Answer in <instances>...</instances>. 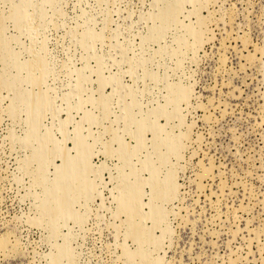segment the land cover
<instances>
[{
	"label": "rangeland",
	"instance_id": "obj_1",
	"mask_svg": "<svg viewBox=\"0 0 264 264\" xmlns=\"http://www.w3.org/2000/svg\"><path fill=\"white\" fill-rule=\"evenodd\" d=\"M0 264H264V0H0Z\"/></svg>",
	"mask_w": 264,
	"mask_h": 264
},
{
	"label": "bare ground",
	"instance_id": "obj_2",
	"mask_svg": "<svg viewBox=\"0 0 264 264\" xmlns=\"http://www.w3.org/2000/svg\"><path fill=\"white\" fill-rule=\"evenodd\" d=\"M204 21V20H203ZM202 22H200V24H201ZM202 25V24H201ZM201 33V32H200ZM195 34V37L197 38V43H200L201 44V42L199 41V39H200V34L199 33H194ZM193 34V35H194ZM201 35H202V33H201ZM202 38V37H201ZM202 41V40H201ZM185 56V55H184ZM41 85V84H40ZM185 96V95H184ZM181 97H183V96H181ZM186 97V96H185ZM103 113V112H102ZM74 141H75V139H74ZM68 149V148H67ZM71 159V158H70ZM67 167V166H66ZM100 172V171H99ZM159 187V186H158ZM158 187H156L157 189H158ZM171 187H172V185H171ZM170 187V188H171ZM155 190L156 192V195L158 194L159 196L157 197V198H160V195L162 194L163 195V193H159L158 191H159V189L158 190ZM163 190V189H162ZM172 191H173V189H172ZM171 191V192H172ZM174 192V191H173ZM165 194V193H164ZM170 194V193H169ZM155 195V194H154ZM156 195H155V198H156ZM171 195V194H170ZM130 199H131V197H130ZM134 199V198H133ZM173 199V198H172ZM137 200H138V198H137ZM134 201V200H133ZM64 204V203H63ZM134 205V204H133ZM65 207V206H64ZM135 207V206H134ZM132 208V207H131ZM131 208H129V212L135 217V215H136V212L137 211H133ZM137 209V208H136ZM132 210V211H131ZM54 213V212H53ZM157 213H158V211L156 212V213H154V215H157ZM137 215H138V212H137ZM47 223V222H46ZM136 225V224H135ZM148 229V228H147ZM149 230H145L144 228H142V226L140 227V225L139 226H135L133 229H132V231H131V235L134 237V238H136V240L137 241H139L141 244H143V243H145V241H146V238L149 236H147V232H148ZM140 251V250H139ZM139 251H136V252H134V255H138V254H140L139 253ZM65 252V251H64Z\"/></svg>",
	"mask_w": 264,
	"mask_h": 264
}]
</instances>
